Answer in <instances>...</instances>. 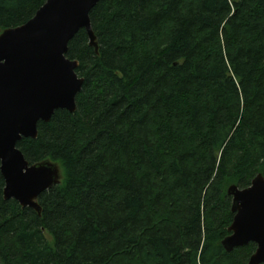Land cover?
<instances>
[{"label":"trees","instance_id":"trees-1","mask_svg":"<svg viewBox=\"0 0 264 264\" xmlns=\"http://www.w3.org/2000/svg\"><path fill=\"white\" fill-rule=\"evenodd\" d=\"M45 0H0V29ZM66 56L75 111L16 147L58 161L40 214L3 197L0 264H247L226 251L230 184L264 176V0H100ZM45 234L50 235L49 241Z\"/></svg>","mask_w":264,"mask_h":264},{"label":"water","instance_id":"water-1","mask_svg":"<svg viewBox=\"0 0 264 264\" xmlns=\"http://www.w3.org/2000/svg\"><path fill=\"white\" fill-rule=\"evenodd\" d=\"M100 0H45L21 25L0 29V173L3 197L38 214V196L58 185L57 163H29L16 147L21 138H36L38 121L48 122L55 110L75 111L83 79L68 58V43L84 29L97 51L89 12ZM232 222L221 240L226 251L255 243L247 264H264V176L256 174L246 187L230 184Z\"/></svg>","mask_w":264,"mask_h":264},{"label":"rangeland","instance_id":"rangeland-1","mask_svg":"<svg viewBox=\"0 0 264 264\" xmlns=\"http://www.w3.org/2000/svg\"><path fill=\"white\" fill-rule=\"evenodd\" d=\"M49 160L58 164L59 169H60V172H61L62 177H63V169H62L61 164H60L58 161H53V160H51V159H49ZM45 235H46L47 239H48L49 241H51V237H50V235H48V234H45Z\"/></svg>","mask_w":264,"mask_h":264}]
</instances>
